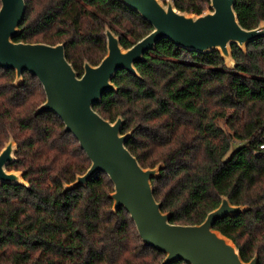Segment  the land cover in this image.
Returning a JSON list of instances; mask_svg holds the SVG:
<instances>
[{"label":"trees","instance_id":"16d2710c","mask_svg":"<svg viewBox=\"0 0 264 264\" xmlns=\"http://www.w3.org/2000/svg\"><path fill=\"white\" fill-rule=\"evenodd\" d=\"M15 41L64 43L80 75L107 53L105 28L125 48L152 26L120 0H26ZM180 11L201 14L210 0H175ZM0 1V8H1ZM247 29L264 21V0H237ZM136 62L140 76L120 69L118 91L94 105L103 117L123 116L126 146L146 168L164 163L153 179L154 196L171 222L202 223L223 195L248 209L214 227L238 246L243 260L258 254L264 264V37L229 68L220 52L197 53L168 39ZM0 67V151L12 135L26 185L0 184V264H161L163 251L146 245L131 214L112 211L114 184L97 173L86 187L65 190L90 164L60 116L35 114L45 99L38 78ZM174 264H188L183 260Z\"/></svg>","mask_w":264,"mask_h":264},{"label":"water","instance_id":"95a60500","mask_svg":"<svg viewBox=\"0 0 264 264\" xmlns=\"http://www.w3.org/2000/svg\"><path fill=\"white\" fill-rule=\"evenodd\" d=\"M0 1V67L15 70L16 86L23 82L25 71L38 78L46 100L35 114L49 111L60 116L65 130L75 135L90 159L88 170L66 183L65 190L88 186L99 172L107 174L114 184L109 194L112 211L124 207L131 214L143 242L165 253L161 264L179 260L188 264H259L258 254L249 261L243 260L236 243L214 227L217 220L238 215L248 206L234 205L223 195L219 206L202 223H172V213L162 210L152 183L164 163L144 167L126 146L133 130L123 132V116L111 121L99 114L94 105L102 101L104 93L118 91L113 79L120 69L140 76L136 62L144 60L145 54L155 50L162 39L200 54L220 52L226 65L234 68L237 61L233 58V45L247 51L250 42L264 37V21L256 28L243 27L235 10L237 0H210L209 8L201 14L180 11L175 0H120L140 14L153 27L152 32L125 48L120 36L106 26L107 53L96 65L86 60L80 75L68 61L64 43L15 41L21 31L26 0ZM17 149L11 135L0 151V184L29 185L23 177L24 170L7 167L17 160Z\"/></svg>","mask_w":264,"mask_h":264},{"label":"flooded vegetation","instance_id":"af4514ba","mask_svg":"<svg viewBox=\"0 0 264 264\" xmlns=\"http://www.w3.org/2000/svg\"><path fill=\"white\" fill-rule=\"evenodd\" d=\"M9 165H10V164L7 165V167H8L9 170H16V169H11V168H9Z\"/></svg>","mask_w":264,"mask_h":264},{"label":"built area","instance_id":"2783aa9c","mask_svg":"<svg viewBox=\"0 0 264 264\" xmlns=\"http://www.w3.org/2000/svg\"><path fill=\"white\" fill-rule=\"evenodd\" d=\"M261 148H264V144L261 145Z\"/></svg>","mask_w":264,"mask_h":264},{"label":"rangeland","instance_id":"374dc122","mask_svg":"<svg viewBox=\"0 0 264 264\" xmlns=\"http://www.w3.org/2000/svg\"><path fill=\"white\" fill-rule=\"evenodd\" d=\"M207 8H209V6Z\"/></svg>","mask_w":264,"mask_h":264}]
</instances>
